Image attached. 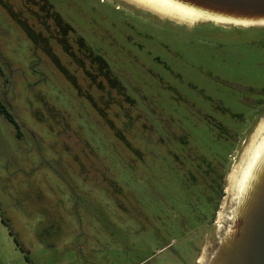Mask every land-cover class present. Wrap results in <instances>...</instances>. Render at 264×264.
Returning <instances> with one entry per match:
<instances>
[{
  "label": "rangeland",
  "instance_id": "374dc122",
  "mask_svg": "<svg viewBox=\"0 0 264 264\" xmlns=\"http://www.w3.org/2000/svg\"><path fill=\"white\" fill-rule=\"evenodd\" d=\"M45 1L0 0V104L17 125L0 114V264H205L264 123V27Z\"/></svg>",
  "mask_w": 264,
  "mask_h": 264
},
{
  "label": "water",
  "instance_id": "95a60500",
  "mask_svg": "<svg viewBox=\"0 0 264 264\" xmlns=\"http://www.w3.org/2000/svg\"><path fill=\"white\" fill-rule=\"evenodd\" d=\"M166 1L192 12L196 23L264 27V0ZM258 154L234 194L205 264H264V148Z\"/></svg>",
  "mask_w": 264,
  "mask_h": 264
},
{
  "label": "bare ground",
  "instance_id": "6f19581e",
  "mask_svg": "<svg viewBox=\"0 0 264 264\" xmlns=\"http://www.w3.org/2000/svg\"><path fill=\"white\" fill-rule=\"evenodd\" d=\"M131 2L139 5L140 7H145L151 12L155 13L163 19H169L175 21L179 24L187 25L188 27H193L197 23L194 22L195 17L193 13H187L182 7L177 6L166 0H130ZM215 24V23H214ZM221 25V24H216ZM253 140V139H252ZM261 141V143H260ZM260 143V144H259ZM264 148V123L256 130L255 141L251 144L249 151L247 152L244 160L241 161L238 168L230 175V185L227 188V192L230 195V203L234 198V194L239 190L242 182L244 181L245 176L247 175L251 166L254 165L257 160L258 153ZM260 151V152H259ZM227 214L222 212L218 216L217 221V232L220 233L222 230L223 224L225 222ZM199 264L204 263L203 258L201 257L198 261Z\"/></svg>",
  "mask_w": 264,
  "mask_h": 264
},
{
  "label": "flooded vegetation",
  "instance_id": "af4514ba",
  "mask_svg": "<svg viewBox=\"0 0 264 264\" xmlns=\"http://www.w3.org/2000/svg\"><path fill=\"white\" fill-rule=\"evenodd\" d=\"M42 2H44L46 9H51L50 11H52V5H50L49 3H47L45 0H42ZM69 29L70 28L68 27V31H69ZM251 90H253V89H251ZM258 96H259V99H256L254 101V103H255L254 106L257 107L256 110L258 109V110H261L262 111L264 109V87L260 91H258ZM205 101L211 102L212 99H210V98L206 99L205 98ZM256 110H253V111H256ZM221 178H222V172L221 173L216 172V169H215L214 170V173L212 174L211 178L208 180V182L206 184V186L209 189V193L207 194L208 196L206 197V203L209 206H212L215 203L217 204L216 201L219 199V196L217 197V195H219V194L221 195V193L223 192V187L221 188ZM206 229H207V226L204 227V233H203V235L200 238L197 237L198 240L199 239H202V237L205 234V230ZM198 250H200V247L198 248ZM199 260H200V256H198L196 254V256L194 258V263L193 264H198V261Z\"/></svg>",
  "mask_w": 264,
  "mask_h": 264
},
{
  "label": "trees",
  "instance_id": "16d2710c",
  "mask_svg": "<svg viewBox=\"0 0 264 264\" xmlns=\"http://www.w3.org/2000/svg\"><path fill=\"white\" fill-rule=\"evenodd\" d=\"M84 53L87 54V53H88L87 50H85ZM88 54H89V53H88ZM89 55H90V54H89ZM57 66H58V65H57ZM97 66H99V65H97ZM100 68H103V67L100 66ZM0 114H2V115L4 116V118H5L10 124H12L13 126H16V127H17V125H16V123L14 122L13 118L11 117V115L7 112V110L5 109V107L2 106L1 104H0ZM10 234H11V233H10ZM15 241H16V240H15Z\"/></svg>",
  "mask_w": 264,
  "mask_h": 264
}]
</instances>
